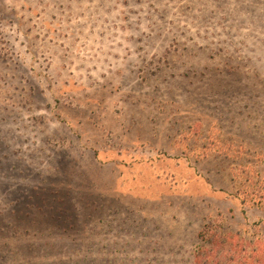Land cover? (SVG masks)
<instances>
[{"label": "rangeland", "instance_id": "rangeland-1", "mask_svg": "<svg viewBox=\"0 0 264 264\" xmlns=\"http://www.w3.org/2000/svg\"><path fill=\"white\" fill-rule=\"evenodd\" d=\"M210 251L264 264V0H0V264Z\"/></svg>", "mask_w": 264, "mask_h": 264}, {"label": "trees", "instance_id": "trees-1", "mask_svg": "<svg viewBox=\"0 0 264 264\" xmlns=\"http://www.w3.org/2000/svg\"><path fill=\"white\" fill-rule=\"evenodd\" d=\"M201 253V254H200ZM199 255L195 258L194 264H213L214 258L211 255V251L205 254H202L200 252ZM85 259V258H84ZM74 264H98L97 262H90L89 260H78L76 262H73ZM59 264H72L71 262H59Z\"/></svg>", "mask_w": 264, "mask_h": 264}]
</instances>
